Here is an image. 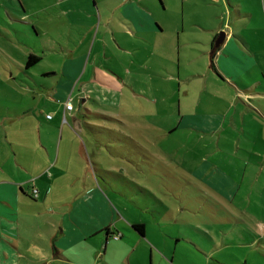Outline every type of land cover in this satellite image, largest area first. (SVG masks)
Wrapping results in <instances>:
<instances>
[{
    "label": "crops",
    "instance_id": "1",
    "mask_svg": "<svg viewBox=\"0 0 264 264\" xmlns=\"http://www.w3.org/2000/svg\"><path fill=\"white\" fill-rule=\"evenodd\" d=\"M40 3L45 15L30 23L38 35L46 26L50 36L42 46H29L40 61L27 67L26 59L25 71L44 63L45 53L55 57L39 74L27 72L25 107L0 109V264H128L122 257L125 231L137 236V248L145 242L147 221L129 219L123 212L128 209L113 199L114 187L91 169L102 152L84 139L93 129L91 107H120V114H96L121 123L125 105L141 115L174 107L178 121L170 133L188 128L218 135L231 116L232 100L220 92L227 89L241 102L239 114L254 110L264 117V0ZM174 4L179 14L170 11ZM219 7L230 15V26ZM203 9L208 13L200 14ZM221 31L226 38L215 47ZM74 96L81 100L77 113L73 104L66 109ZM224 150L216 148L206 169L194 174L218 192L242 175L226 169L243 162ZM140 200L136 209L156 224L175 220L170 210L152 209L151 200L142 207Z\"/></svg>",
    "mask_w": 264,
    "mask_h": 264
},
{
    "label": "rangeland",
    "instance_id": "2",
    "mask_svg": "<svg viewBox=\"0 0 264 264\" xmlns=\"http://www.w3.org/2000/svg\"><path fill=\"white\" fill-rule=\"evenodd\" d=\"M39 5L40 0H0L2 110L25 107L30 96L24 88L27 72L39 74L55 57L45 53L44 63L25 71L29 46H42L50 36L46 26L38 35L30 23L33 16L39 23L42 21L45 12L39 10ZM169 7L179 14L176 4ZM207 10L199 13L204 15ZM217 10L230 26V15L222 7ZM221 91L232 100L231 116L226 122L229 126L225 125L218 135L188 128L170 133V127L178 121L174 107L159 115L149 110L141 115L125 105L122 109L126 114L119 118L123 123L96 114H110L109 110L120 114V107L110 108L104 102L91 107L94 114L89 118L93 129L84 133V139L97 142L98 148H102V152H97L96 170L91 169L103 185L114 187L118 195L113 194V199L128 209L123 212L129 219L134 216L147 221L145 242L136 244L137 248L134 246L137 236L131 230L125 231L122 257L126 256V263L129 264L130 257L132 264H264V117L254 110L239 114L241 102L232 99L234 94L227 89ZM72 104L77 113L81 105L78 96L72 98ZM195 104L192 102L193 109ZM221 106L216 103V108ZM231 117L234 121L229 120ZM120 131L129 136L127 141L117 142ZM133 139L142 146H136ZM218 147L233 152L243 162L241 166H225L242 175L241 180L228 182L223 192L206 186L201 177L194 175L206 169V162L211 161V154ZM139 199L142 207L151 200L152 209L159 205L162 211L170 210L175 220L156 224L148 214L136 209ZM117 244L115 241L111 245V252Z\"/></svg>",
    "mask_w": 264,
    "mask_h": 264
},
{
    "label": "trees",
    "instance_id": "3",
    "mask_svg": "<svg viewBox=\"0 0 264 264\" xmlns=\"http://www.w3.org/2000/svg\"><path fill=\"white\" fill-rule=\"evenodd\" d=\"M39 61H40V56L35 55V54H29V56L27 58V67H31V66L35 65ZM123 139H124V141L128 140L127 137L121 136L120 138H118L117 142H119V141L123 142ZM134 227L143 233V225L142 224H136V225H134Z\"/></svg>",
    "mask_w": 264,
    "mask_h": 264
},
{
    "label": "water",
    "instance_id": "4",
    "mask_svg": "<svg viewBox=\"0 0 264 264\" xmlns=\"http://www.w3.org/2000/svg\"><path fill=\"white\" fill-rule=\"evenodd\" d=\"M226 38V33L224 31H221L219 36L216 39L215 47H218Z\"/></svg>",
    "mask_w": 264,
    "mask_h": 264
},
{
    "label": "built area",
    "instance_id": "5",
    "mask_svg": "<svg viewBox=\"0 0 264 264\" xmlns=\"http://www.w3.org/2000/svg\"><path fill=\"white\" fill-rule=\"evenodd\" d=\"M66 109L71 110L73 109V105L70 101L66 102ZM49 118H51V115H48ZM37 191H35V195H36ZM116 238H118V236L116 235Z\"/></svg>",
    "mask_w": 264,
    "mask_h": 264
}]
</instances>
